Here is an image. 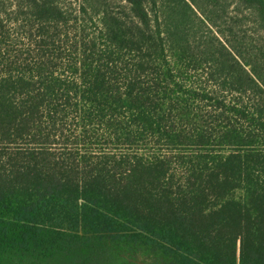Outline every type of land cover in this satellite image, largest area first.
I'll list each match as a JSON object with an SVG mask.
<instances>
[{
    "label": "trees",
    "instance_id": "trees-1",
    "mask_svg": "<svg viewBox=\"0 0 264 264\" xmlns=\"http://www.w3.org/2000/svg\"><path fill=\"white\" fill-rule=\"evenodd\" d=\"M0 264H264V0H0Z\"/></svg>",
    "mask_w": 264,
    "mask_h": 264
}]
</instances>
